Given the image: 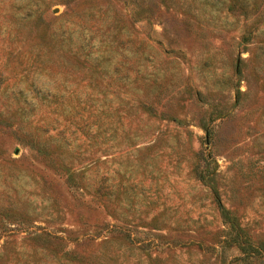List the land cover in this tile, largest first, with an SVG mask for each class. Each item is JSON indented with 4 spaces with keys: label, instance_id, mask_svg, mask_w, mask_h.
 <instances>
[{
    "label": "rangeland",
    "instance_id": "1",
    "mask_svg": "<svg viewBox=\"0 0 264 264\" xmlns=\"http://www.w3.org/2000/svg\"><path fill=\"white\" fill-rule=\"evenodd\" d=\"M221 207L264 241V0H0V264H264Z\"/></svg>",
    "mask_w": 264,
    "mask_h": 264
},
{
    "label": "trees",
    "instance_id": "2",
    "mask_svg": "<svg viewBox=\"0 0 264 264\" xmlns=\"http://www.w3.org/2000/svg\"><path fill=\"white\" fill-rule=\"evenodd\" d=\"M139 12H141V9H140V11H137V14ZM48 161H50V162L53 161L51 156L48 158ZM220 211H221L222 215L226 218V220H225L226 225L223 229H221L223 231V235H224V236L220 237L221 238L220 239L221 245H223V243L224 244L225 243L235 244L240 249L242 254L233 256V261L242 260V261H244V263H246V247L258 248L259 246H262L264 248V241H261L258 246H254L253 244L248 243L246 241V229L244 227H242L236 221L235 218H232V217L230 218L227 210L224 209V207H221ZM163 235L164 234H162V236ZM36 238L40 239L41 237L38 236ZM145 244H150V246L154 245V243H150V241H148ZM260 253H261V255H264V251H260Z\"/></svg>",
    "mask_w": 264,
    "mask_h": 264
}]
</instances>
